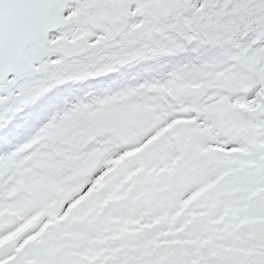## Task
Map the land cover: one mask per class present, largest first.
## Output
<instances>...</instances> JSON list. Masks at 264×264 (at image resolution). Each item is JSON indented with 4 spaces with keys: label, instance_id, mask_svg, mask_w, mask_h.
I'll list each match as a JSON object with an SVG mask.
<instances>
[{
    "label": "snow or ice",
    "instance_id": "6c2138e0",
    "mask_svg": "<svg viewBox=\"0 0 264 264\" xmlns=\"http://www.w3.org/2000/svg\"><path fill=\"white\" fill-rule=\"evenodd\" d=\"M0 264H264V0H0Z\"/></svg>",
    "mask_w": 264,
    "mask_h": 264
}]
</instances>
